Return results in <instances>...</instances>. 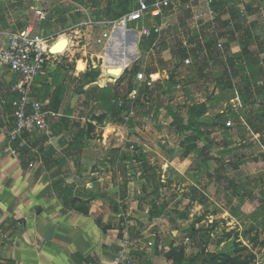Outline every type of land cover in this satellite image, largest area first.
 Wrapping results in <instances>:
<instances>
[{
    "label": "rangeland",
    "instance_id": "obj_1",
    "mask_svg": "<svg viewBox=\"0 0 264 264\" xmlns=\"http://www.w3.org/2000/svg\"><path fill=\"white\" fill-rule=\"evenodd\" d=\"M186 1L179 0L175 11H166L164 38L156 53L147 54L152 40L139 44L137 56L128 49L131 61L125 78L117 84L119 89L113 82L114 90L106 89L111 97L116 89L121 91L120 102L131 105V110L106 116L101 104H95L96 89L101 88H95L90 101L83 81L75 84L69 77L59 79L45 105L55 111L67 87L69 96L75 98L77 118H92L103 127L107 121L117 125L107 139V131L94 128L76 166L96 173L93 177L101 180L96 193L106 200V211L124 212L125 217L116 219L139 232L130 245L133 264H264V99L256 95L249 105L243 103L240 76L227 75L222 50L215 48L206 56L191 53L194 62L188 66L176 56L183 39L191 37L195 42L198 33L207 41L213 38L204 26L208 2L197 0L185 6ZM238 1L237 8L253 13L245 23L238 22L241 29L236 24L225 25L224 19L218 24L224 49L229 54L238 49L234 53L239 55L247 45L245 29L253 23L264 24V4L261 0H227L226 5ZM134 3L88 0L86 8L92 19L103 15L115 20L132 11ZM37 8L55 18L50 25L43 23L41 30L69 38L71 29L63 31V23L78 13L72 0H0V38L35 23ZM70 10L73 15L67 13ZM81 30L90 52H102L94 42L98 29ZM262 41L263 36L256 37L248 43L249 49L257 54ZM127 46L131 48L132 43ZM89 65L95 71L104 61ZM68 67L67 72L76 63ZM140 71L148 79L150 72L160 77L151 86L141 84L136 78ZM90 76L94 79L97 73ZM258 85L264 87V77ZM231 112L239 118H231ZM174 114L180 119L175 120ZM224 115L230 116L225 124ZM188 124L191 128L179 134L178 127L186 129ZM226 140L233 144L226 146ZM240 206L247 214L241 222L231 213Z\"/></svg>",
    "mask_w": 264,
    "mask_h": 264
},
{
    "label": "crops",
    "instance_id": "obj_2",
    "mask_svg": "<svg viewBox=\"0 0 264 264\" xmlns=\"http://www.w3.org/2000/svg\"><path fill=\"white\" fill-rule=\"evenodd\" d=\"M72 1L74 11L78 13L73 15L74 11H67L73 17L63 23V31L71 29L69 38L61 33H47L40 29L43 23L50 25L55 21L54 16L46 11L47 17L39 26L36 22L26 26H34L44 34L60 35L56 45L63 39L70 42L65 53L56 55V61L50 63L36 82L33 97L43 104L49 102L50 96L54 95L58 81L62 82L67 77L75 81V84L83 81L87 98L91 101L97 86L100 90L113 89L110 82L117 86L124 76V71L119 76L112 75L110 71L122 64L125 58L129 60V65L131 59L127 57V53H130L128 42L132 43L130 47H135L132 53L138 54V37L134 36L126 41L120 34L115 35L106 47H102V52H90L88 44L81 39V27L91 28L85 26L88 18L92 19L86 8L88 0ZM194 1L197 0H187L185 6L192 5ZM261 3L264 4V0ZM92 20L114 21L103 15ZM100 32L101 29H98V33ZM6 46L7 38H0V52ZM95 60L104 61V66L94 67L97 70L91 71L89 63H95ZM73 63H76V68L67 72L68 65ZM80 64L84 66L82 71L78 69ZM95 72L97 76L92 79L90 74ZM152 74L160 77L158 72ZM85 77L88 80H84ZM16 82L17 76L0 66V264H111L120 249L126 247L131 251L132 238L139 232L116 219L125 217L127 214L124 212L106 211V200L96 193L101 180L93 177L96 173L91 169L76 166V161L84 157L81 150L89 143L94 128L107 131L108 134H104L107 139L114 135L117 125L107 121L103 127L92 118H77L75 98H71L68 88L64 87L66 93L63 99H57L56 110H52L56 116L50 118L53 131L51 140L46 138L39 146L40 149L35 148V152L21 150L18 157L13 156L6 131L14 124L13 102L16 95L13 93V86ZM119 93L121 95L122 92ZM89 103L88 106L91 105ZM97 103L104 108L106 116L112 115L96 98L95 104ZM81 110L85 108L81 107ZM51 149L54 154L47 156L46 153ZM65 190H70L72 197L66 196L63 192ZM114 222L121 224L114 225ZM53 225H56L54 236L46 241L47 233Z\"/></svg>",
    "mask_w": 264,
    "mask_h": 264
},
{
    "label": "built area",
    "instance_id": "obj_3",
    "mask_svg": "<svg viewBox=\"0 0 264 264\" xmlns=\"http://www.w3.org/2000/svg\"><path fill=\"white\" fill-rule=\"evenodd\" d=\"M205 12V28L209 36L214 39L215 48L224 49V42L219 33L218 13L214 5L207 1ZM179 7V0H136L135 8L114 21L94 22L91 18L85 22V26L92 29H101L94 37L95 45L106 47L115 35L120 34L127 41L128 38L138 37L139 42L152 40L148 55L155 54L164 38L165 13L169 9L175 11ZM36 23L46 19L47 13L40 8L35 11ZM193 28L197 25H193ZM60 35L44 34L36 30L34 26H28L22 30L12 31L7 34V46L0 52V66L7 68L17 76V82L13 86L16 98L13 102L14 124L6 131V139L10 146L11 154L18 157L21 150L35 152V142L41 137L51 140L53 131L50 118L56 116L42 102L34 99L33 90L38 79L43 75L50 63L56 61L54 49ZM192 42V43H191ZM207 38L198 33L196 41L183 39V45L188 50V56L183 61L185 65H191L194 61L191 48L198 44L202 46V54H209L206 47ZM203 56V55H202ZM157 75L150 74L149 79L144 72L137 74V82L151 86L156 82ZM122 107V103L119 104ZM231 125V122L228 123ZM115 129L113 125H110ZM133 149V147H132ZM33 166V165H31ZM128 248L119 250L111 264H133Z\"/></svg>",
    "mask_w": 264,
    "mask_h": 264
},
{
    "label": "trees",
    "instance_id": "obj_4",
    "mask_svg": "<svg viewBox=\"0 0 264 264\" xmlns=\"http://www.w3.org/2000/svg\"><path fill=\"white\" fill-rule=\"evenodd\" d=\"M217 2L214 3V7L218 13V23H221V21L224 19V24L227 26L232 25H237L239 23H245L247 21V18L251 14V9H249L248 13L245 11H241L239 8H237V2L232 4L230 7L227 6L226 2L227 0H216ZM227 6V7H226ZM229 7V8H228ZM228 8V9H227ZM258 6H256V10H258ZM223 15V16H222ZM229 15V17H227ZM26 27V26H25ZM21 28L19 30L25 29ZM238 27V25L236 26ZM241 26L237 28V30H240ZM18 30V29H17ZM246 43L245 47L241 49L240 51V56L238 54L239 50L234 49L233 53H228L229 49H224L223 50V55L225 56L226 64L225 66L228 67L226 73L227 75H235V76H240V81H241V89L239 90V95L241 100L245 105H249L251 103V100L253 96H258V98L264 99V87H259L258 83L261 81V78L264 77V66L262 65V62L264 60V41L260 44L258 47L257 54H254L250 49H249V42H253V39L256 37H264V24L262 25H257L256 23H253L250 27L246 28ZM16 31V30H15ZM206 47L208 49L209 53H212L215 50V44H214V39L208 40L206 43ZM191 52L194 55H200L202 53V46L198 44L196 49H192ZM227 52V54H225ZM188 50L183 47V44L180 43L178 52L176 54L177 57L181 59L183 62L187 56H188ZM238 56V57H237ZM239 68V69H238ZM153 72L148 73L149 75L152 74ZM125 76V75H124ZM122 77L118 83L121 84V81L123 80ZM117 83V84H118ZM120 85H117V88L119 89ZM257 88V91L255 92L254 89ZM98 90L99 96L97 97V102H101L104 104L105 109L109 113H119L121 110H131L133 107L131 105H124L122 103V107L124 109H119V104H120V93L119 90L116 91L113 96L111 97L110 94L107 92L108 90ZM111 97V98H110ZM114 100V102H113ZM231 118L238 119L239 115L236 112H231L230 114ZM229 115H224L223 116V123L225 124L228 118L230 117ZM175 120L180 119L176 114H174ZM191 126L188 124V127L184 129L183 127H178L177 131L179 134H184V132L187 129H190ZM224 134L227 136L228 133L227 131H224ZM46 141L45 137H41L36 140L34 146L37 149H40L39 146L43 144ZM226 146H231L233 143L229 142L226 140ZM54 154V151L51 149L49 152L46 153L47 156H52ZM66 196L72 197V192L70 190H65ZM264 208V207H263ZM264 210V209H263ZM232 216L236 221H243L247 219V214L243 211L242 207L234 208L231 210Z\"/></svg>",
    "mask_w": 264,
    "mask_h": 264
},
{
    "label": "bare ground",
    "instance_id": "obj_5",
    "mask_svg": "<svg viewBox=\"0 0 264 264\" xmlns=\"http://www.w3.org/2000/svg\"><path fill=\"white\" fill-rule=\"evenodd\" d=\"M64 42H62L60 44V46H58V48H56V50L54 51V54H62L63 52H65V50L67 49V47L69 46V41L68 39H63ZM60 43V42H59ZM135 47H131V52L133 51ZM135 50V49H134ZM113 61V60H112ZM129 60L127 58L124 59V62L120 65H117V67H115L114 69H111L110 73L114 76H119L125 69L126 65H128ZM84 66H80V70H83Z\"/></svg>",
    "mask_w": 264,
    "mask_h": 264
},
{
    "label": "water",
    "instance_id": "obj_6",
    "mask_svg": "<svg viewBox=\"0 0 264 264\" xmlns=\"http://www.w3.org/2000/svg\"><path fill=\"white\" fill-rule=\"evenodd\" d=\"M48 19H51V16H48ZM62 42H64V41H63V40L60 41V43L57 45L56 48H58V46H60V44H61ZM56 48H55L53 51H55ZM55 230H56V225H53V226L50 228L49 232L47 233V236H46V239H45L46 241H50V240L53 238L54 233H55Z\"/></svg>",
    "mask_w": 264,
    "mask_h": 264
}]
</instances>
